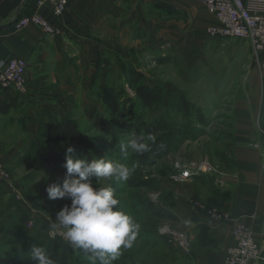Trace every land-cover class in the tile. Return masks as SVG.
<instances>
[{"label":"rangeland","instance_id":"rangeland-1","mask_svg":"<svg viewBox=\"0 0 264 264\" xmlns=\"http://www.w3.org/2000/svg\"><path fill=\"white\" fill-rule=\"evenodd\" d=\"M163 3L168 5L157 6ZM136 4L132 20L113 28L119 33L118 49L113 54L104 51L93 65L95 76L93 73L87 92L94 103L74 107L71 114L85 129L86 108L96 105L104 114L105 102L119 88L133 96L126 72L132 66L143 73L144 83L164 88L162 101L144 109L146 121L160 116L177 119L168 100L171 93L179 90L201 109L206 123L194 122L200 130L198 136L182 143L155 166H137L130 160L136 148L132 146V136L121 128L119 145L126 151L107 154L111 165L107 172L88 173L82 163H74L44 176L35 161L21 160L28 143L12 155L0 157L7 171V179L0 183V250L17 254L21 259L17 264H38L48 248L52 254L64 244L72 248L75 264H210L204 257L222 262L215 258L222 241L209 231L204 219L190 216L199 211L209 219L207 210H220L217 202L226 199L221 181L223 173L230 169L226 158L231 154L228 135L234 127V101L242 94L254 95L264 106L260 76L258 91L249 87L240 91L250 61L254 64L253 52L244 39L228 37L225 39L230 41L222 43L223 38L209 36L206 25L210 15L196 1L179 4L136 0ZM162 57L170 61L161 64L158 59ZM175 162L186 168L208 163L217 172L179 181ZM162 164L175 169L172 181L160 180L157 190L131 185L137 176L158 180ZM61 174L64 177L58 180ZM194 176H202L205 182ZM15 192L22 195L20 201L15 199ZM150 202L157 211L173 217H156L146 209ZM90 223L103 224L112 237L89 235L78 229ZM156 231L168 237L169 243ZM180 233L187 234L188 245L179 243Z\"/></svg>","mask_w":264,"mask_h":264},{"label":"crops","instance_id":"crops-1","mask_svg":"<svg viewBox=\"0 0 264 264\" xmlns=\"http://www.w3.org/2000/svg\"><path fill=\"white\" fill-rule=\"evenodd\" d=\"M37 1L0 0V26L36 12L59 30L58 34H46L35 24L20 29L10 24L0 29V60L12 57L26 60L28 90L26 94L10 90L16 96V105L7 113L0 111L2 158L32 140L40 122L55 121L74 107L94 103L87 92L93 73L95 76L93 65L104 51L113 54L118 49L119 33L113 28L132 20L137 8L136 0H72L67 12L54 16L47 7H37ZM170 1L184 4L188 0ZM193 1L201 4L199 0ZM209 15L206 26L214 22V17ZM221 38L222 43L230 41L225 39L228 37ZM251 62L241 92L248 87L258 91L259 76L264 88V71ZM253 96L242 94L233 104V145L228 156L231 167L223 173L221 181L226 199L217 202V208L230 218L215 223L203 212L194 211L190 216L204 219L209 231L222 241L215 256L218 262L224 258L231 230L237 222L251 228L257 238L264 233V106ZM204 260L214 263L209 258Z\"/></svg>","mask_w":264,"mask_h":264},{"label":"trees","instance_id":"trees-1","mask_svg":"<svg viewBox=\"0 0 264 264\" xmlns=\"http://www.w3.org/2000/svg\"><path fill=\"white\" fill-rule=\"evenodd\" d=\"M168 4H159L165 7ZM170 61L169 57L158 59L159 63ZM127 84L133 92L129 96L123 88L116 89L108 101L105 102L104 114H100L95 105L85 109L87 125L81 129L71 112H67L55 121L41 123L36 136L28 142L21 160H33L38 170L44 176L53 175L62 165L82 163L86 172H107L110 164L106 160L110 152L124 153L126 150L119 144L122 129L132 136V146L136 150L131 154L130 160L137 166H155L165 156L176 151L187 140L198 136L200 130L194 126L206 123V117L201 109L186 98L179 90L169 96V108L177 119H166L160 116L151 121L145 120L144 109L158 105L164 97V88L160 84L148 85L143 82L144 75L136 68L129 66ZM10 92V93H9ZM16 105V96L9 89L0 93V111L7 113ZM112 117H117L123 122H116ZM125 123V124H124ZM231 139L229 150L233 145L232 132L228 135ZM107 150V152H104ZM227 159V168L231 165ZM175 170V169H174ZM171 166L162 164L158 169V180L153 178L136 177L131 185L146 187L151 190L158 189L160 180H170L176 175ZM204 176V175H203ZM64 177L61 174L58 180ZM197 180L205 182L202 176H194ZM146 209L152 211L156 217H173L165 211H157L153 203H146ZM85 234H104L112 237L103 224L90 223L78 226ZM159 237L169 243L168 237L159 234ZM57 242V241H56ZM54 242V243H56ZM50 248L38 264H75L72 248L64 244L61 249L50 254ZM17 254L0 250V264H17L20 261Z\"/></svg>","mask_w":264,"mask_h":264},{"label":"built area","instance_id":"built-area-1","mask_svg":"<svg viewBox=\"0 0 264 264\" xmlns=\"http://www.w3.org/2000/svg\"><path fill=\"white\" fill-rule=\"evenodd\" d=\"M202 6L214 17V22L207 26L206 32L211 37H234L248 42L253 52L254 62L264 71V0H199ZM72 0H38L37 7L45 6L54 15L67 12ZM16 29L28 24L39 26L46 34H58L59 30L46 18L36 12L18 16L11 23ZM261 56V57H260ZM27 62L23 58L12 57L0 60V88L9 89L16 94H25L27 82L25 78ZM256 146V145H255ZM174 167L179 181L190 179L195 174L216 173L217 169L208 164L194 165L190 168L175 162ZM7 179V171L0 161V183ZM17 201L22 199L18 192L14 193ZM208 217L212 222H221L230 215L221 210L208 209ZM80 223L83 224V221ZM231 243L226 247L221 263L212 264H260L264 261V234L258 239L251 228L237 222L231 230ZM181 245H188V236L178 234Z\"/></svg>","mask_w":264,"mask_h":264},{"label":"water","instance_id":"water-1","mask_svg":"<svg viewBox=\"0 0 264 264\" xmlns=\"http://www.w3.org/2000/svg\"><path fill=\"white\" fill-rule=\"evenodd\" d=\"M11 23H12V20H11L8 24L1 25V26H0V29L4 28V27L7 26V25H10Z\"/></svg>","mask_w":264,"mask_h":264}]
</instances>
